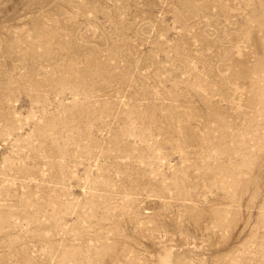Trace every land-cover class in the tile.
Returning <instances> with one entry per match:
<instances>
[{
  "label": "rangeland",
  "instance_id": "obj_1",
  "mask_svg": "<svg viewBox=\"0 0 264 264\" xmlns=\"http://www.w3.org/2000/svg\"><path fill=\"white\" fill-rule=\"evenodd\" d=\"M0 264H264V0H0Z\"/></svg>",
  "mask_w": 264,
  "mask_h": 264
}]
</instances>
